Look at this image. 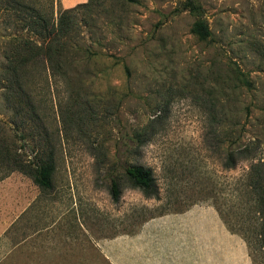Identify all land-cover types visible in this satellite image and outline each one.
I'll list each match as a JSON object with an SVG mask.
<instances>
[{"label":"rangeland","instance_id":"1","mask_svg":"<svg viewBox=\"0 0 264 264\" xmlns=\"http://www.w3.org/2000/svg\"><path fill=\"white\" fill-rule=\"evenodd\" d=\"M88 1L53 0L56 21ZM195 1L78 7L75 45L55 70L37 57L18 96L7 55L41 39L0 0V264H264V0ZM19 159H51V187ZM135 164L156 195L132 184Z\"/></svg>","mask_w":264,"mask_h":264},{"label":"trees","instance_id":"2","mask_svg":"<svg viewBox=\"0 0 264 264\" xmlns=\"http://www.w3.org/2000/svg\"><path fill=\"white\" fill-rule=\"evenodd\" d=\"M6 3L16 8L18 11L22 10L23 12L25 9L29 10L22 19L33 33L41 39L40 43L34 38L23 41L19 40L18 43L13 44L10 49V54L7 55L6 88L9 87L8 89L10 91H17L19 96L25 93L26 88L23 82H25V77L30 73V64L34 62L37 57L48 60L52 70L57 69V66L60 65V56L71 48L70 45H75V43L71 42V33L75 25L72 20V13L80 6L91 7L93 0L63 10L57 21L54 17L52 8L53 0H50L51 9H49V12H43L40 8L35 6H27L24 4L23 0H6ZM186 7L192 12L197 13L201 6L196 3L195 0H187ZM193 31L201 39H207L211 36L208 23L203 19H197L194 22ZM34 42L35 44H32ZM63 73L67 74V71L65 70ZM232 159L233 156L230 154L228 159L229 165L234 163ZM12 168L32 176L35 183L40 186L47 188L51 187V175L54 169L51 159L39 163L32 172L27 169L26 164L20 159L14 162ZM126 173L132 184L143 190L145 194L153 196L158 193L156 180L150 167L141 164L130 165L127 166ZM112 194L115 200L119 198L120 189L116 180L112 181Z\"/></svg>","mask_w":264,"mask_h":264},{"label":"crops","instance_id":"3","mask_svg":"<svg viewBox=\"0 0 264 264\" xmlns=\"http://www.w3.org/2000/svg\"><path fill=\"white\" fill-rule=\"evenodd\" d=\"M1 199V198H0ZM3 208L4 207H2V204L0 205V227L2 226V224H3V222H2V220H5L7 217H9L8 216V214H4L2 211H3ZM14 209H16V210H19V207L18 206H16V208H14L13 206H12V208H11V210H14ZM11 210H9L8 209V211H11ZM5 211H7V209L5 208ZM0 230H2V229H0ZM231 255H232V258H233V252H231ZM218 256V255H217ZM221 257L222 256H218V259H217V263L218 264H240V262L237 260V258L235 257L234 258V260H235V262H233V261H231V256H225V258H223V260L221 259ZM213 262H216V260H215V258L214 257H212V259H211ZM217 263H213V264H217Z\"/></svg>","mask_w":264,"mask_h":264}]
</instances>
